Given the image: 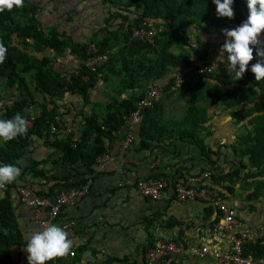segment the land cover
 <instances>
[{
    "label": "trees",
    "instance_id": "16d2710c",
    "mask_svg": "<svg viewBox=\"0 0 264 264\" xmlns=\"http://www.w3.org/2000/svg\"><path fill=\"white\" fill-rule=\"evenodd\" d=\"M97 1L106 10L102 33L83 41L57 24H45L40 0H24L22 8L14 6L11 11L0 12V42L7 48V58L0 63V83L6 89H17V93L0 96V119H11L17 113L27 122L34 117L24 135L0 142V166L13 164L20 169L17 180L0 189V264H24L25 246L32 235L21 222L16 194L21 201L22 188H29L33 196L53 200L60 192L97 177L99 156L119 139L139 101L159 81L164 82L159 85L164 96L141 114L135 130L139 147L163 152L173 147L174 155L180 156L179 144L197 146L212 169L213 186L208 187L217 186L222 199L228 194L237 195L238 184L249 199L264 196V80L257 82L249 70L262 58L254 51L244 76L233 81L234 73L229 75L227 63L219 60V53L212 56L211 43L207 41L209 35L226 39L224 29L230 30L247 19V0H234L232 19L217 17L212 0ZM142 26L157 32L151 39L134 36V28ZM91 43L96 44L98 53L109 54L95 71L86 64ZM66 54L79 59L78 65L72 62L79 72L70 79L69 69L58 61ZM214 61L217 66L213 71H197ZM179 76L184 77L183 81L174 88ZM100 83L108 85L109 100L95 106L92 94ZM174 93L180 100L190 98L181 118H167L162 105L163 99ZM67 96L82 98V106L71 107ZM88 106L90 109L86 110ZM222 114H227L231 125L233 121L238 127L237 140L213 148L205 138L213 134V117ZM52 123L57 124L54 139ZM38 142L50 149L48 159L29 155ZM223 147H233L236 159L232 160L231 152L225 156L224 164L220 163ZM50 160L67 167L69 172L49 176L42 165ZM161 179L173 188L186 181L182 168L179 174L160 172L146 180ZM203 202L210 211L215 210L213 222L218 221L222 216L218 208ZM63 209L56 225L62 223ZM148 221L150 226L153 219ZM156 244L153 237L144 262L129 264H150L149 251ZM72 249L76 251V245ZM182 250H186L184 244ZM179 251L171 253V264H176ZM243 255L256 260L264 257V235L255 242L245 241ZM115 260L120 258L110 257L106 263ZM45 264H76V256L55 258Z\"/></svg>",
    "mask_w": 264,
    "mask_h": 264
},
{
    "label": "crops",
    "instance_id": "0c3cea01",
    "mask_svg": "<svg viewBox=\"0 0 264 264\" xmlns=\"http://www.w3.org/2000/svg\"><path fill=\"white\" fill-rule=\"evenodd\" d=\"M40 1L43 6L41 19L45 24H57L60 29H66L71 33L76 40L89 39L96 33L98 36L101 35L100 30L106 17V10L97 0ZM216 37L215 39L209 35L207 40L211 43L212 56L220 53L221 46L225 42L222 36ZM58 61L66 70L74 65L73 61L76 62L75 65L79 63L77 56L75 58L69 54H66V58L58 57ZM181 73V71L177 72L178 75H182ZM178 78L180 79L176 80V83L182 82L181 78L184 77ZM158 83L164 85L163 81ZM107 88L106 83H100L98 89L93 92L92 100L95 106L99 102H108ZM162 96H164L163 91ZM188 101L190 98L187 97L180 100L177 93L169 99H163L162 105L167 118L183 117L185 111L178 114L174 111V106L183 105L186 109ZM67 102L71 103V107L82 106V98L77 96H67ZM89 109L90 106L86 108ZM72 115H75V112ZM230 119L227 114L213 117L211 121L213 134L205 138L206 144L215 148L219 143L236 142L239 130L233 121L231 125ZM124 130L119 139L108 148L109 157L102 163L103 168L98 163L97 169L100 173L87 183L88 192L78 198L75 204L64 206L61 213V222H74L72 227L65 231L76 245L74 255L76 264H107V259L110 257H118L120 260L109 264H129L135 261L143 263L153 237L156 243L172 240L180 245V253L175 258L176 264H227L214 254H206L203 257L194 255L191 249L210 245L212 249L229 251L231 231L244 236L245 241L250 242H255L264 235V196L249 199L247 192L241 189L239 184L236 185L237 195L228 194L223 198L225 202L236 205L238 224L233 226L231 231L220 232V239L211 237L216 212L210 211L208 204L201 199L179 200L175 187L171 185L158 200L143 196L135 186L138 180H146L150 176L156 177L160 172L173 176L179 174V169L182 168L186 180L199 177L202 181H197L196 184L210 186L213 181L211 175L207 178L201 177L206 171L212 172V169L207 159L202 156V150L194 145L179 144L178 149L181 154L175 156L173 147L171 151L164 152L158 148L143 150L139 147L136 137L135 142L124 148L123 143L129 131V123ZM135 130H137L136 124L134 133ZM231 152L232 160L236 159V151L233 147L232 150L223 147L219 162L224 164L225 156L229 157L228 154ZM30 154L35 159H48L50 149L38 142ZM42 166L49 176H64L69 172L67 167L55 165L51 160ZM18 197L16 194L20 219L29 235L41 231L37 222L39 211L25 205L18 200ZM151 218L153 223L149 226L148 219ZM182 244L185 245L186 250H182ZM27 256L26 252L24 264H28Z\"/></svg>",
    "mask_w": 264,
    "mask_h": 264
},
{
    "label": "built area",
    "instance_id": "2783aa9c",
    "mask_svg": "<svg viewBox=\"0 0 264 264\" xmlns=\"http://www.w3.org/2000/svg\"><path fill=\"white\" fill-rule=\"evenodd\" d=\"M156 29H147L146 27H136L134 28V36L145 35L148 38H152L156 34ZM195 45V44H193ZM109 58L108 53H98L97 46L95 43H91L88 47V57L86 59L87 66L95 71L98 67L103 65ZM217 66V62H211L203 68L198 69V72L213 71ZM251 71V67H249ZM79 70L77 68L71 67L68 70V79L71 78L73 74H77ZM181 82H177L174 86L179 87ZM162 95V87L159 85L151 86L148 90L147 95L141 99L138 103L137 109L133 111L129 117V131L124 140V148H128L135 140L134 126L141 120V114L146 108H151L154 104L160 100ZM34 117L28 121V124L32 122ZM59 117L57 118V120ZM57 131V124L52 123L51 125V139H54V133ZM109 154L106 153L102 156H99L98 163L103 168V162L108 159ZM211 175L210 171H206L202 174L201 178H207ZM190 180V181H189ZM185 182H179L175 186L176 195L179 200H188V199H201L202 201H207L213 203L218 210L221 212V218L213 224L212 227V238L215 236L217 239H220L219 233L225 230H230L235 225L238 224L237 219V209L236 205L229 204L225 202L220 197L219 190L214 187L210 188L208 186L201 185V183L196 184L197 181L201 179L190 178ZM202 181V180H201ZM200 181V182H201ZM136 188L141 192L143 196L149 197L153 200L160 199L167 187V182L165 179H161L157 182L147 181V180H138L135 183ZM89 186L84 184L77 188H71L68 191H62L55 196L53 200L48 198H41L33 196L29 188H22L20 197L21 202L25 205L36 208L39 213L37 217V222L41 231L51 225L55 224L56 218L59 216L60 212L64 206L69 204H75L77 199L82 197L86 192H88ZM58 219V218H57ZM74 222H62L60 225L64 230L72 227ZM245 237L239 235L237 232H230V249L229 251L222 252L220 248L212 249L210 245H204L200 247H195L191 249L192 254L199 257H203L206 254H214L222 262L227 264H264V258L252 259L243 255V245L245 243ZM180 245L175 241H165L162 240L156 244L149 251L148 262L150 264H171L172 257L171 253L180 250ZM75 255V250H72ZM72 255V256H74Z\"/></svg>",
    "mask_w": 264,
    "mask_h": 264
},
{
    "label": "clouds",
    "instance_id": "9594fccd",
    "mask_svg": "<svg viewBox=\"0 0 264 264\" xmlns=\"http://www.w3.org/2000/svg\"><path fill=\"white\" fill-rule=\"evenodd\" d=\"M216 5L217 17L234 18V0H212ZM22 8L24 0H0V12L11 11L13 7ZM248 15L240 25L232 29H224L226 39L221 46L219 60L226 62L228 72L234 73L233 81L241 79L248 69L250 61L256 56L262 59L251 64L257 82L264 80V0H247ZM227 53L226 59L224 58ZM7 58V48L0 42V63ZM27 120L17 113L11 119H0V140L11 141L27 132ZM20 169L13 164L0 166V189L15 182ZM73 240L60 226L51 224L42 231L33 232L28 239L25 250L28 253V264H45L55 258H67L74 255Z\"/></svg>",
    "mask_w": 264,
    "mask_h": 264
},
{
    "label": "rangeland",
    "instance_id": "374dc122",
    "mask_svg": "<svg viewBox=\"0 0 264 264\" xmlns=\"http://www.w3.org/2000/svg\"><path fill=\"white\" fill-rule=\"evenodd\" d=\"M6 88H7L6 86H3L2 83H0V96L9 95L11 91H14L15 93H17V89L16 88H14L12 90L11 89H6ZM174 108H175L174 111L177 112L178 114H180V113L182 114L185 111V106H183V105L181 106V105L176 104L174 106ZM182 109H183V111H182ZM0 142H1V140H0Z\"/></svg>",
    "mask_w": 264,
    "mask_h": 264
}]
</instances>
